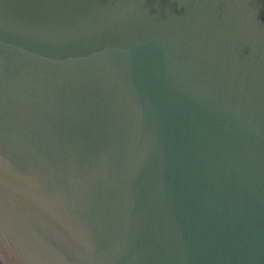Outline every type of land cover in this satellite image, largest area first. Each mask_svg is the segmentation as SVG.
<instances>
[{"label":"water","instance_id":"95a60500","mask_svg":"<svg viewBox=\"0 0 264 264\" xmlns=\"http://www.w3.org/2000/svg\"><path fill=\"white\" fill-rule=\"evenodd\" d=\"M0 264H264V0H0Z\"/></svg>","mask_w":264,"mask_h":264}]
</instances>
